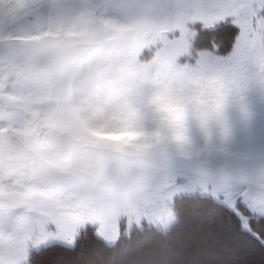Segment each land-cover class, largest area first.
I'll return each instance as SVG.
<instances>
[{"label":"snow or ice","instance_id":"obj_1","mask_svg":"<svg viewBox=\"0 0 264 264\" xmlns=\"http://www.w3.org/2000/svg\"><path fill=\"white\" fill-rule=\"evenodd\" d=\"M17 2L22 7L13 21L38 12L45 0ZM47 3L65 10L72 0ZM80 3V19L91 21L96 9L89 0ZM158 5L177 14V27L168 38H177L179 44L165 53L170 65L177 62L176 81L147 101L130 96L113 115L101 109L94 122L78 127L68 146L73 170H87L108 181L115 173L128 198L99 190L73 191L70 172L38 179L27 165L13 162L14 149L0 136V264H34L36 257L52 249L79 252V264H107L122 239L130 240L133 230L143 231L145 220L130 210L134 194L156 184L162 165L181 174L171 159H163L171 145L182 152L196 148L211 154L217 150V133L227 142L237 124L242 133L246 131V108L241 106L234 123L225 110L222 87L214 92L209 88L225 81L242 86L252 76H264V0H158ZM72 30V25L66 29L61 22L10 32L0 19V116L13 115L12 109L20 105L31 106L36 89L66 62L70 47L103 53L105 42L97 30L81 31L78 40L65 35ZM185 61L195 67L181 71ZM235 95L240 98L239 88ZM190 112L201 121L199 146L190 141ZM185 202L191 227L203 234L208 248L226 252L231 244L247 239L264 245V236L253 227L264 226V178L211 192L193 190L185 183L170 193L160 213L170 218ZM209 216L219 219L215 228L203 232V226L212 222Z\"/></svg>","mask_w":264,"mask_h":264},{"label":"clouds","instance_id":"obj_2","mask_svg":"<svg viewBox=\"0 0 264 264\" xmlns=\"http://www.w3.org/2000/svg\"><path fill=\"white\" fill-rule=\"evenodd\" d=\"M89 4L96 9L91 21L87 17L80 19V0H72L65 10H58L45 0L38 12L19 19L26 29L61 22L66 29L72 25V32L65 33L72 40L80 39L81 31L95 29L105 44L102 54L87 47H70L66 62L36 89L31 106L20 105L12 109L13 115L6 112L0 116V136L6 147L14 149L13 162L27 165L38 179L70 172L73 191L99 190L127 199L129 193L121 187L115 173L108 181L87 170H73L68 146L74 142L78 127L94 122L101 109L105 115H113L116 106L130 96L147 101L160 88L176 81L177 62L170 65L165 53L179 44L177 38H168L177 27V14L159 7L158 0H89ZM21 7L17 0H0V19L13 20ZM194 67L185 61L181 71ZM221 87L225 110L234 123L239 119L241 106L246 108V131L227 142L217 133V150L211 154H201L196 148L182 152L171 145L169 156L163 159H171L181 174L162 165L156 184L134 194L130 210L145 221L169 227L176 219L175 213H170L169 218L160 209L170 193L185 183L193 190L211 192L219 186L243 187L254 178H264V76H252L242 86L226 81L223 85L216 83L209 91ZM237 88L240 98L235 95ZM189 123L190 141L199 146L203 142L201 121L190 112ZM181 175L184 182L177 179Z\"/></svg>","mask_w":264,"mask_h":264},{"label":"rangeland","instance_id":"obj_3","mask_svg":"<svg viewBox=\"0 0 264 264\" xmlns=\"http://www.w3.org/2000/svg\"><path fill=\"white\" fill-rule=\"evenodd\" d=\"M2 24L10 32H15L18 29L26 30V25L18 21L9 20L5 22L2 20ZM177 179L184 182L182 175L178 176ZM173 212L176 219L167 229L159 224L149 225L147 221H144L143 228H151L161 232L171 230L160 244L161 246L157 249L151 247L149 252L146 253L152 254L151 259H144L145 253L141 255L134 254V251L131 250L132 246L124 245L121 250L118 247L111 250L113 255L111 260H117L116 264H264V253L255 249L252 243L231 244V249L226 252H216L208 248L203 234L193 231L191 227L192 220L187 202L184 205H178ZM218 219V216H209L208 220L212 222L203 228V232H206L209 228H215ZM253 227L258 228L264 234V226L254 223ZM148 242L149 240L145 241V246L149 245ZM80 259L79 252L69 253L62 249H52L48 254L36 257L34 264H79ZM111 260L107 264H113Z\"/></svg>","mask_w":264,"mask_h":264},{"label":"trees","instance_id":"obj_4","mask_svg":"<svg viewBox=\"0 0 264 264\" xmlns=\"http://www.w3.org/2000/svg\"><path fill=\"white\" fill-rule=\"evenodd\" d=\"M205 224L203 226V228L206 227ZM210 229V228H209ZM256 229V228H255ZM171 230L168 231V233H170ZM256 231H259L261 233L262 236H264V234L257 228ZM264 232V230H263ZM161 231H155L151 228H143V231L140 230H133L132 234H131V238L130 240L128 239H124L123 241H121L120 243L117 244L116 247H118L120 250L124 245L127 246H132L131 250L134 251V254L137 255H141L143 253H145V255L143 256V258L145 259H151L152 258V254H146L147 252H149V249L152 248H158L159 246H161L160 244H162V242L164 241V239L166 238L165 236L161 235ZM149 240V242L147 244V246H145V241ZM91 242V241H90ZM89 242V243H90ZM92 243V242H91ZM244 244H248V243H252L254 248L257 249L258 251H261L262 253H264V245L260 244L259 241H256L254 239H247L246 242H243ZM121 254V251H120ZM239 258V256H238ZM113 264H116V261L111 260Z\"/></svg>","mask_w":264,"mask_h":264},{"label":"crops","instance_id":"obj_5","mask_svg":"<svg viewBox=\"0 0 264 264\" xmlns=\"http://www.w3.org/2000/svg\"><path fill=\"white\" fill-rule=\"evenodd\" d=\"M242 134V132L240 131V126L239 125H237L236 126V135H241Z\"/></svg>","mask_w":264,"mask_h":264}]
</instances>
